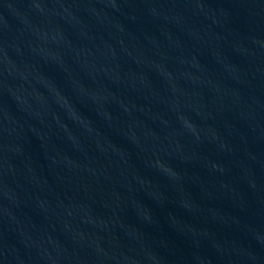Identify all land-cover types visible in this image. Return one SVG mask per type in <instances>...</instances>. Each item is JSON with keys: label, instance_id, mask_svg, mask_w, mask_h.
<instances>
[{"label": "water", "instance_id": "water-1", "mask_svg": "<svg viewBox=\"0 0 264 264\" xmlns=\"http://www.w3.org/2000/svg\"><path fill=\"white\" fill-rule=\"evenodd\" d=\"M0 264H264V0H0Z\"/></svg>", "mask_w": 264, "mask_h": 264}]
</instances>
